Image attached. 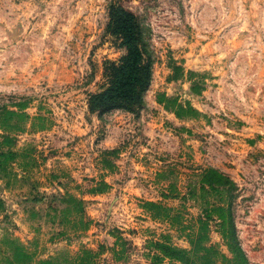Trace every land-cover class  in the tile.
<instances>
[{"label":"rangeland","instance_id":"obj_1","mask_svg":"<svg viewBox=\"0 0 264 264\" xmlns=\"http://www.w3.org/2000/svg\"><path fill=\"white\" fill-rule=\"evenodd\" d=\"M117 7L138 21L151 82L139 106L92 112L126 54ZM206 169L235 183L239 246L264 264V0H0V264H179L159 247L191 251L200 220L233 264L188 195Z\"/></svg>","mask_w":264,"mask_h":264},{"label":"trees","instance_id":"obj_2","mask_svg":"<svg viewBox=\"0 0 264 264\" xmlns=\"http://www.w3.org/2000/svg\"><path fill=\"white\" fill-rule=\"evenodd\" d=\"M111 34L120 36L126 49V54L120 64L114 68L113 79L110 85L99 93L92 94L89 98V108L92 112H106L117 108H133L143 102L144 93L151 82L150 64L145 61L144 53L140 46L141 29L136 17L125 10L117 7L111 9L110 23L108 26ZM17 107L25 109L27 103L16 104ZM178 115H182L177 112ZM188 195L190 199L202 203L203 213L208 220L216 217L219 220L223 239L226 241L230 252L233 254V264H247V258L239 246L236 237L234 216L232 213V200L235 196V183L222 172L215 169H206L201 174L193 176L189 183ZM171 191L175 192L174 185ZM165 199L171 198L163 194ZM176 198L180 197L176 193ZM173 197V198H174ZM181 199H186L182 197ZM211 199L217 200L219 205L211 203ZM79 206L82 203H78ZM148 211L153 212L154 218L159 220H170L171 223L182 225L185 221L184 211L176 216L170 214L171 208L162 204L149 202ZM183 213V214H182ZM201 231L187 234L192 250L172 246L169 242L159 247L165 259L179 264H217V257L227 258L219 253H212L203 243L208 241V223L200 220ZM89 224H83V230H87ZM183 235L184 232H180ZM199 249V250H198ZM200 249L206 250L205 254H199ZM21 254H24L21 252ZM77 264H88L79 259Z\"/></svg>","mask_w":264,"mask_h":264}]
</instances>
